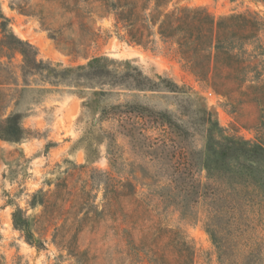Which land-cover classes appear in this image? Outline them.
<instances>
[{
  "label": "rangeland",
  "instance_id": "374dc122",
  "mask_svg": "<svg viewBox=\"0 0 264 264\" xmlns=\"http://www.w3.org/2000/svg\"><path fill=\"white\" fill-rule=\"evenodd\" d=\"M174 2L205 8L216 19L243 14L257 20L234 50L242 64L232 59L219 68L231 86L242 79L240 88L216 93L158 36L147 47L127 43L100 1L79 0V8L68 9L62 0H0V22L4 16L8 29L56 67L47 78L55 84L35 75L20 89L21 56L0 48L4 79L11 72L18 78V86H0V110L22 113L31 131L20 142L0 139V264H150L141 238L154 233L159 246L173 234L185 238L191 264H264V204L244 189L205 178L197 164L207 136L202 109L225 133L264 142V4ZM92 58H99L95 70L84 69ZM105 69L117 75L116 83L112 77L104 83ZM138 71L170 79L180 91L136 86L144 83L136 81ZM108 177L119 186L132 183L134 192L119 197L113 217L102 203ZM38 190L44 204L31 207ZM16 207L34 221L40 248L13 227Z\"/></svg>",
  "mask_w": 264,
  "mask_h": 264
},
{
  "label": "trees",
  "instance_id": "16d2710c",
  "mask_svg": "<svg viewBox=\"0 0 264 264\" xmlns=\"http://www.w3.org/2000/svg\"><path fill=\"white\" fill-rule=\"evenodd\" d=\"M79 0L69 2L62 0L68 9L79 8ZM84 2L100 1L105 11L112 15L113 26L117 36L129 44L147 47L156 36L164 41L175 45L176 53L184 68L191 72L197 79L209 83L216 93L228 96L233 88L242 86V79L236 81L235 86L228 83L226 77H221L219 68L221 65L229 66L230 61L235 59L239 65L242 57L234 52L243 40L248 39L256 30L257 20L243 14L229 15L216 19L205 8L191 7L177 4L174 0H82ZM264 4V0H258ZM6 18L0 22L3 32L0 40V48L19 54L21 56L20 78L24 89L29 86L27 77L42 75L43 80L50 84L54 81L48 80L54 76L56 67L50 61H44L37 57V50L29 41L21 39L6 27ZM122 31V34L120 33ZM239 42V43H237ZM8 56V55H7ZM9 58V57H8ZM99 58H92L84 69L95 70ZM76 69H82L80 67ZM74 70L63 68L60 72ZM105 80L109 84L116 83V74L105 69ZM112 74V75H110ZM138 83L136 86L153 89L159 86L168 91L178 92V85L162 77L155 81L138 71ZM18 78L10 73L4 79L0 68V86L3 84H14L18 86ZM260 88L264 91V81ZM142 88V89H143ZM17 90V89H16ZM19 90V89H18ZM38 90H50L48 87H39ZM1 91V88H0ZM105 92V91H102ZM189 96V95H188ZM264 101V100H263ZM201 123L205 125L207 133L205 144L199 150L197 164L205 172V178L214 182H220L229 189H244L251 197L257 198L259 203L264 204V142L255 138L246 139L235 134H227L218 122L212 120L210 112L202 109ZM3 116V117H1ZM166 122L173 125L170 116ZM264 127V120L260 122ZM31 134L30 129L22 123V113L10 111L3 114L0 110V139L20 142L27 139ZM63 182L56 184V189ZM103 195L102 203L104 210L113 217L117 210L116 202L120 196L131 197L133 195L132 183L126 182L118 185V180L108 177L102 181ZM126 185H129L126 187ZM64 187V186H63ZM40 196V197H39ZM44 204L41 190L32 194L29 201L31 207ZM13 227L22 232L25 240L32 246L40 248L43 243L35 239L32 226L34 221L30 220L25 212L16 207L11 213ZM160 237L155 233L152 236H143L141 244L145 248L144 255L150 264H191L192 247L183 237L170 236L168 242L162 246L158 245ZM144 240V241H143ZM150 254V256H148Z\"/></svg>",
  "mask_w": 264,
  "mask_h": 264
},
{
  "label": "built area",
  "instance_id": "2783aa9c",
  "mask_svg": "<svg viewBox=\"0 0 264 264\" xmlns=\"http://www.w3.org/2000/svg\"><path fill=\"white\" fill-rule=\"evenodd\" d=\"M212 92H209V94H211Z\"/></svg>",
  "mask_w": 264,
  "mask_h": 264
}]
</instances>
